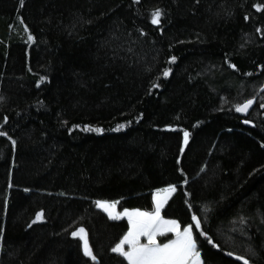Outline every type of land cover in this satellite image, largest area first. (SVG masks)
<instances>
[{"label": "trees", "instance_id": "trees-1", "mask_svg": "<svg viewBox=\"0 0 264 264\" xmlns=\"http://www.w3.org/2000/svg\"><path fill=\"white\" fill-rule=\"evenodd\" d=\"M0 132V264H128L96 202L170 186L202 264H264V0H0Z\"/></svg>", "mask_w": 264, "mask_h": 264}, {"label": "snow or ice", "instance_id": "snow-or-ice-1", "mask_svg": "<svg viewBox=\"0 0 264 264\" xmlns=\"http://www.w3.org/2000/svg\"><path fill=\"white\" fill-rule=\"evenodd\" d=\"M21 6L23 0H20ZM259 10V8H258ZM162 12L157 9L152 13L151 23L158 25L161 21ZM23 23V21H21ZM28 39L31 41L34 38L29 35ZM173 62L175 57L172 58ZM170 74V70L165 71L163 75L167 77ZM158 87V85H156ZM253 100H248L243 105L237 106V112H247V110L253 104ZM125 125H119L115 130L119 131L124 128ZM86 131L101 132L102 129L86 128ZM5 133L0 132V135ZM184 143L188 141L189 133L184 132ZM13 144L15 141L12 142ZM176 191L175 186H170L164 190L166 194H171ZM167 200V195L161 198V194L158 192L155 197V209L152 212L142 211H125L123 213H117V202L97 201L96 206L106 212L109 218L113 220L122 219L127 217L130 228L122 240L112 248V251L118 253L128 264H202L200 259V253L197 249V242L193 234V227L200 229L201 221L196 216L192 219L194 224L186 226L181 230L180 224L175 220H166L160 213L164 203ZM43 219V213H38L33 223L41 221ZM167 233H173L175 239L170 240L167 243H159L157 236H164ZM203 234V233H201ZM74 236L80 237L83 241V251L86 256L96 259L93 251L88 242L87 232L84 228H80L77 232L73 233ZM141 237H146L147 242L141 243ZM125 245H128V250H125ZM238 259H243L238 257ZM243 264H249L247 260H243Z\"/></svg>", "mask_w": 264, "mask_h": 264}, {"label": "rangeland", "instance_id": "rangeland-1", "mask_svg": "<svg viewBox=\"0 0 264 264\" xmlns=\"http://www.w3.org/2000/svg\"><path fill=\"white\" fill-rule=\"evenodd\" d=\"M168 188V187H167ZM167 188H164V189H161V190H157V191H155L154 192V195H153V199H154V209H155V197H156V194L159 192L160 194H161V198H163L165 195H167V200H166V202L164 203V205H163V207H162V209H161V213H160V215L162 216V210H163V208H164V206L166 205V203L168 202V200L171 198V196L174 194V193H171V194H166L165 192H164V190L165 189H167ZM97 209H99V210H101V211H103L102 209H100V208H98L97 207ZM125 211H128V212H133V211H137V209L136 210H123V211H120L117 207H116V212L117 213H123V212H125ZM139 211H142V212H145V211H143V210H139ZM154 211V210H153ZM104 212V211H103ZM107 216H108V214L106 213V212H104ZM109 217V216H108ZM111 219V218H110ZM165 219V218H164ZM118 220H125L127 223H128V225H129V228H130V224H129V221H128V218L125 216V217H123L122 219H118ZM166 220H170V219H166ZM129 230V229H128ZM181 230H183V229H181ZM128 232V231H127ZM127 232H126V234H127ZM125 234V235H126ZM80 238V237H79ZM123 238V237H122ZM172 239H175V235L173 234V233H167L166 235H164V236H157V241L159 242V243H161V244H163V243H167V242H169L170 240H172ZM81 240V242H82V247H83V241H82V239H80ZM122 240V239H121ZM121 240H119V242L121 241ZM118 242V243H119ZM147 242V239H146V237H141V243H146ZM117 243V244H118ZM116 244V245H117ZM115 245V246H116ZM128 248H129V246L128 245H125V250H128ZM84 252V251H83ZM200 253V252H199ZM118 254V253H117ZM87 257H89V256H87ZM89 258H91V257H89ZM200 259H201V261H202V258H201V253H200ZM128 263V262H127Z\"/></svg>", "mask_w": 264, "mask_h": 264}, {"label": "water", "instance_id": "water-1", "mask_svg": "<svg viewBox=\"0 0 264 264\" xmlns=\"http://www.w3.org/2000/svg\"><path fill=\"white\" fill-rule=\"evenodd\" d=\"M242 105H243V104H242ZM252 105H253V104H252ZM252 105H251V107H252ZM251 107L247 110V112H238V113H240V114H242V115H245V114H247V113L250 111Z\"/></svg>", "mask_w": 264, "mask_h": 264}, {"label": "bare ground", "instance_id": "bare-ground-1", "mask_svg": "<svg viewBox=\"0 0 264 264\" xmlns=\"http://www.w3.org/2000/svg\"><path fill=\"white\" fill-rule=\"evenodd\" d=\"M56 261H57V262H60V261H62V259L59 258V259H57Z\"/></svg>", "mask_w": 264, "mask_h": 264}]
</instances>
